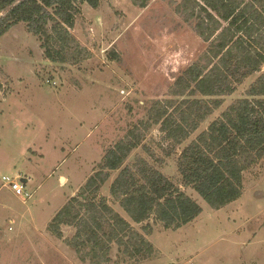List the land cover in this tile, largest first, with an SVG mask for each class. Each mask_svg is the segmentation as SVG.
Masks as SVG:
<instances>
[{
	"label": "rangeland",
	"instance_id": "374dc122",
	"mask_svg": "<svg viewBox=\"0 0 264 264\" xmlns=\"http://www.w3.org/2000/svg\"><path fill=\"white\" fill-rule=\"evenodd\" d=\"M174 1L150 0L144 8L131 0H101L97 8L84 3L71 29L89 52L79 62L49 60L24 22L0 36V264H94L69 244L74 226L62 225L64 236L58 238L48 225L99 169L106 150L131 130L142 142L124 166L144 158L203 209L178 229H166L152 217L146 233V222L134 223L111 196L119 170L110 172L101 195L156 250L135 264H264V157L244 171L242 196L213 209L182 185L181 147L149 118L152 102L168 97L180 72L208 45L177 11L181 0ZM262 72L264 66L223 96L222 106L185 144L243 97ZM4 176L25 179L32 196L17 195ZM105 264H124L116 245Z\"/></svg>",
	"mask_w": 264,
	"mask_h": 264
},
{
	"label": "trees",
	"instance_id": "16d2710c",
	"mask_svg": "<svg viewBox=\"0 0 264 264\" xmlns=\"http://www.w3.org/2000/svg\"><path fill=\"white\" fill-rule=\"evenodd\" d=\"M100 1L0 0V36L24 22L38 37L49 60L79 62L89 52L71 29L84 3L97 8ZM131 1L144 8L150 0ZM176 9L194 23L197 34L208 45L198 60L180 72L168 97L152 102L149 118L160 126L165 139L181 147L177 167L182 185L191 187L213 209H220L242 196L244 171L264 157V72L243 97L185 142L222 106L223 96L234 93L262 70L264 0H181ZM130 132L106 150L99 169L48 225L58 238L64 236L62 225L74 226L69 244L94 264L109 263L114 245L124 264L147 260L156 251L147 236L101 195L100 189L112 171L119 173L111 185V196L134 223L146 222V233L152 231V217L166 229H178L203 210L179 184L144 158L124 166L142 142L141 135Z\"/></svg>",
	"mask_w": 264,
	"mask_h": 264
},
{
	"label": "built area",
	"instance_id": "2783aa9c",
	"mask_svg": "<svg viewBox=\"0 0 264 264\" xmlns=\"http://www.w3.org/2000/svg\"><path fill=\"white\" fill-rule=\"evenodd\" d=\"M4 184L9 186L12 190L16 192L17 195L20 196H25L30 198L32 195L30 191L26 190V185L25 182L23 181V178L20 176L17 177H9V176H4L3 177Z\"/></svg>",
	"mask_w": 264,
	"mask_h": 264
},
{
	"label": "water",
	"instance_id": "95a60500",
	"mask_svg": "<svg viewBox=\"0 0 264 264\" xmlns=\"http://www.w3.org/2000/svg\"><path fill=\"white\" fill-rule=\"evenodd\" d=\"M23 181H25V179H23Z\"/></svg>",
	"mask_w": 264,
	"mask_h": 264
},
{
	"label": "crops",
	"instance_id": "0c3cea01",
	"mask_svg": "<svg viewBox=\"0 0 264 264\" xmlns=\"http://www.w3.org/2000/svg\"><path fill=\"white\" fill-rule=\"evenodd\" d=\"M27 182V181H26Z\"/></svg>",
	"mask_w": 264,
	"mask_h": 264
}]
</instances>
